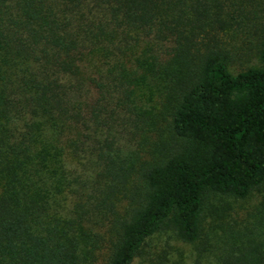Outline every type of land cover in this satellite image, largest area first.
<instances>
[{"label": "trees", "instance_id": "1", "mask_svg": "<svg viewBox=\"0 0 264 264\" xmlns=\"http://www.w3.org/2000/svg\"><path fill=\"white\" fill-rule=\"evenodd\" d=\"M234 7L0 0V264H135L166 230L264 264V38L232 73Z\"/></svg>", "mask_w": 264, "mask_h": 264}, {"label": "rangeland", "instance_id": "2", "mask_svg": "<svg viewBox=\"0 0 264 264\" xmlns=\"http://www.w3.org/2000/svg\"><path fill=\"white\" fill-rule=\"evenodd\" d=\"M227 4L235 5L236 13L243 21L242 31L237 47V55L242 60L239 65L230 68L237 73L240 68L247 66H261L255 56L257 47L264 38V0H223ZM242 11H241V10ZM246 17V18H245ZM164 257L168 264H194L195 248L177 240L169 230L162 231L149 238L142 249V253L135 260V264H156Z\"/></svg>", "mask_w": 264, "mask_h": 264}]
</instances>
